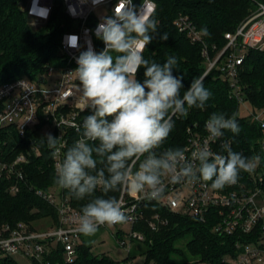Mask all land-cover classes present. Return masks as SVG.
<instances>
[{"label":"built area","instance_id":"obj_1","mask_svg":"<svg viewBox=\"0 0 264 264\" xmlns=\"http://www.w3.org/2000/svg\"><path fill=\"white\" fill-rule=\"evenodd\" d=\"M117 3L118 0H102L97 5H93L92 0H86L85 3L81 0H28L23 8L35 26L49 22L56 10L63 11L70 22V28L62 34L60 44V55L65 64L62 68L49 67L38 82L23 77L2 85L0 128L10 127L21 137H26L28 133L59 137L62 147L59 157H52L54 170L57 159H63L69 147L70 137L77 141L83 134L82 125L87 110L83 111L81 106L76 104L77 96L72 95L73 86L79 84L74 72L78 67L76 58L80 52L87 50L88 41L97 53L104 49V42L95 35L97 25L102 20L97 19L96 14L104 9L105 16H112ZM132 4L137 11L145 5L149 17H153L156 11V3L153 0H132ZM34 5L38 9H48L47 18L31 14ZM70 8L75 9V15ZM174 25L180 33L186 34L192 43L202 47V55L208 63L205 74L221 60L219 68L223 78L230 85V97L236 100L239 107L245 105L239 82L240 69L248 50H264V5H260L258 11L244 21L235 33L225 35L227 45L215 59L210 57L203 34L187 16L178 17ZM70 35L79 38V49L67 46L65 38ZM144 51L145 49L143 53ZM248 116L264 130V109L256 113L250 109ZM69 131L77 135H69ZM207 136V131L204 135H188L183 149L189 159L191 152L202 146ZM220 140L221 137L209 142V147L214 153L222 154ZM258 145L261 160L255 170L251 173L245 172L244 177L238 179L236 184L225 186L222 190H213L211 181L192 183L184 180L171 183L165 177L164 191L157 200L142 199L139 195L133 196L122 191L119 200L122 201L128 218L125 223L115 225L119 228L113 235L128 252V256L121 262L114 261L115 264H138L139 260H143L142 264H156L153 261L148 262L146 254L141 253L133 257L130 255L133 243L143 244L147 241L145 233L136 229L137 226L146 225L149 230L157 233L169 225V220L159 213L146 217L143 206L150 202L173 214L188 216L202 224L212 222L213 232L219 236L239 235L240 238L243 235L249 238L248 243L238 241V254L235 257H226L223 264H264V137L259 140ZM32 150L36 156H41L39 146H34ZM29 163L30 159L26 154H21L10 162L0 160V180H10L12 195L20 193L21 186L26 181L25 167ZM67 192V189H61L58 185L48 191L36 190L35 194L56 210L57 224L51 222L46 229L40 230L25 223L0 226V258L22 256L34 264H49L48 258L61 250L66 264L78 261L86 236L76 231L75 221L81 212L72 206ZM128 224L132 229L125 233L122 227ZM107 227L101 225L98 229Z\"/></svg>","mask_w":264,"mask_h":264},{"label":"trees","instance_id":"obj_2","mask_svg":"<svg viewBox=\"0 0 264 264\" xmlns=\"http://www.w3.org/2000/svg\"><path fill=\"white\" fill-rule=\"evenodd\" d=\"M156 11L152 18L158 21V31L153 34L143 55L157 63L166 62L168 57L177 59V68L173 75L182 78L181 96L195 78L204 77V87L211 92L203 109L193 107L187 116L173 117L174 128L169 137L156 149L159 155L167 148H184L188 135L206 134L205 123L213 113H222L234 117L240 127L238 134L223 130L221 147L227 143L234 152L245 157L261 155L258 142L264 137V130L250 116L238 114L239 105L230 97V85L223 78L219 68L221 60L208 73L207 59L202 55V47L191 42L190 38L180 33L174 22L180 16H187L202 34L209 48L210 57L215 59L226 47L227 33H235L237 28L258 11L264 0H153ZM28 0H0V87L18 78H29L38 82L49 67L62 68L65 64L60 55L62 34L70 28V22L61 9L55 11L52 19L44 24L33 25L23 8ZM169 35L162 40L163 33ZM146 69L142 66L136 79L143 83ZM239 82L244 101L253 113L264 109V50H248L240 69ZM91 114L90 110L84 116ZM69 135H77L69 131ZM75 143L70 137L69 147ZM39 146L41 156L32 150ZM45 136L28 133L21 137L14 130L0 128V160L10 162L21 154H26L30 163L25 167L26 181L17 195L10 193V180H0V226L25 223L32 226L49 220L57 224L56 210L35 194L36 190L48 191L57 184L51 155ZM220 152L227 155L223 147ZM241 171L238 179L244 177ZM121 191L104 194L97 189L94 196L119 199ZM72 206L81 209L93 197L76 199L70 192ZM146 217L159 213L169 220V225L155 233L146 225L136 227L142 230L147 241L138 244L140 251L147 255L148 262L156 264H191L207 262L223 264L226 257H235L239 250L238 241L248 243L246 236H219L213 232V224L199 223L184 215L173 214L167 209L150 202L143 206ZM50 225V224H49ZM44 229V228H41ZM49 264H66L61 250L48 258ZM0 264H19L15 258H0ZM44 264V263H43ZM46 264V263H45ZM74 264H115L106 256L97 257L90 247L83 245L80 257Z\"/></svg>","mask_w":264,"mask_h":264},{"label":"clouds","instance_id":"obj_3","mask_svg":"<svg viewBox=\"0 0 264 264\" xmlns=\"http://www.w3.org/2000/svg\"><path fill=\"white\" fill-rule=\"evenodd\" d=\"M101 2L92 0L93 5ZM70 11L75 15V9ZM48 12L35 5L31 9V14L41 18H47ZM157 31L158 21L147 16L145 5L137 11L132 0H118L113 15L102 17L95 30L104 49L97 53L88 41L87 50L76 58L79 84L73 86L72 95L91 114L83 120L82 137L63 159H57L54 182L78 200L93 197L75 221L76 231L85 236L94 235L101 225L112 227L128 218L121 200L94 196L97 189L104 194L122 190L157 200L167 177L171 183L211 181L213 190H222L236 184L241 171L253 172L261 160L259 155L245 157L234 152L227 143L222 146L227 155L211 151L209 142L222 137L223 130L240 131L236 119L222 113H213L206 121L208 136L191 152V159L179 147L157 154L174 128L173 117L187 116L193 107L203 109L212 95L199 76L181 96L182 78L172 71L177 59L168 57L161 64L144 57L143 50ZM201 31L209 34L207 28ZM168 37L165 32L161 39ZM65 39L67 46L79 49L76 35ZM142 66L146 71L140 83L136 74ZM45 138L52 157H59V137L48 134Z\"/></svg>","mask_w":264,"mask_h":264},{"label":"rangeland","instance_id":"obj_4","mask_svg":"<svg viewBox=\"0 0 264 264\" xmlns=\"http://www.w3.org/2000/svg\"><path fill=\"white\" fill-rule=\"evenodd\" d=\"M106 11L104 9H101L96 14L97 19H102V17H105ZM250 112V106L246 103L245 105H240L238 114L240 116H248ZM49 225V221H44L41 224H34L35 228L37 230H40L41 228H47ZM119 228L116 226L107 227V228H101L96 231L94 235L86 236L85 239V245L90 247L91 252L94 256L97 257H103L106 256L109 259L115 261V262H121L125 260L128 256V252L115 240L113 233L115 230ZM123 231L125 233H129L131 231V226L124 225L122 227ZM129 245V244H128ZM133 248L131 251V257L140 255L142 252L139 249L138 244L133 243ZM139 258V256H138ZM15 260L19 264H34L29 259L22 257V256H16ZM138 264H142L143 260H139L137 262Z\"/></svg>","mask_w":264,"mask_h":264},{"label":"water","instance_id":"obj_5","mask_svg":"<svg viewBox=\"0 0 264 264\" xmlns=\"http://www.w3.org/2000/svg\"><path fill=\"white\" fill-rule=\"evenodd\" d=\"M41 82H43V80H41Z\"/></svg>","mask_w":264,"mask_h":264}]
</instances>
